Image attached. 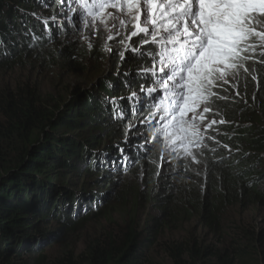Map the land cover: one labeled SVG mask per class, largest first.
<instances>
[{
  "label": "trees",
  "instance_id": "16d2710c",
  "mask_svg": "<svg viewBox=\"0 0 264 264\" xmlns=\"http://www.w3.org/2000/svg\"><path fill=\"white\" fill-rule=\"evenodd\" d=\"M59 4L60 0H0V71L13 61L33 59L20 55L40 56L53 34L66 30L40 13L42 8L52 16ZM56 51L62 62L69 60L68 46ZM253 74L259 76V87L241 70L240 96L231 88L222 92L229 100L219 102L220 115L212 118L226 123L214 126L210 135L215 140L207 147L193 150L199 163L189 157L179 159L165 178H151L145 191L116 207L123 216L119 226L111 217V202L120 200L111 196L115 180L109 179L120 173L114 167L127 164L129 154L110 158V153L121 154V148L111 147L96 154L102 144L97 133L106 132L105 138L117 133L112 125L123 109L122 74L116 81L101 80L96 95L76 88L60 101L35 91L26 80L1 90L0 264H153L144 254L153 240L147 232L169 231L173 226L186 227L188 233L162 242L170 264H264V64H257ZM86 127L91 129L88 140L72 135ZM105 158L114 167L105 164ZM98 167H106V173L101 170L96 178L83 182L87 178L82 179V173L95 176ZM99 202L103 205L97 209ZM144 202L157 215L148 218L149 225L140 221L138 206ZM247 211L253 216L241 217ZM96 220L109 225L85 242L76 257L69 249L34 257L65 231Z\"/></svg>",
  "mask_w": 264,
  "mask_h": 264
},
{
  "label": "snow or ice",
  "instance_id": "6c2138e0",
  "mask_svg": "<svg viewBox=\"0 0 264 264\" xmlns=\"http://www.w3.org/2000/svg\"><path fill=\"white\" fill-rule=\"evenodd\" d=\"M71 11L75 14L69 18L73 23L83 17L88 27L87 17H91L92 24L99 20L106 27L111 21L110 31H115L119 21L121 27L131 24L134 29L126 36L128 41L140 37L139 47L121 40L124 51L120 57L121 61L138 57L145 64L148 59L152 62L151 68L140 72L145 80L141 92H146L148 100L135 91L127 97L136 101L132 105L134 115H140L146 105L155 108L137 121L154 128L150 140L136 124H129L125 134L127 143L136 128V134L145 141L140 146L145 155L151 151L149 144L161 143V160L165 151L175 153L173 158L182 152L195 160L193 150L207 147L206 139L215 140L210 131L218 123H226L208 118L220 115L219 102L229 100L221 93L231 88L236 97L240 96L241 70L259 87V76L253 73L257 64H264V0H79L78 8ZM52 20L55 22L56 17ZM114 39L108 36V40ZM144 45L151 47L145 49ZM106 50L112 51L107 45ZM129 52L132 56L127 55ZM149 78L151 86L146 87ZM120 111L117 118L123 119V109Z\"/></svg>",
  "mask_w": 264,
  "mask_h": 264
},
{
  "label": "rangeland",
  "instance_id": "374dc122",
  "mask_svg": "<svg viewBox=\"0 0 264 264\" xmlns=\"http://www.w3.org/2000/svg\"><path fill=\"white\" fill-rule=\"evenodd\" d=\"M78 5V0H64L63 4L60 3L56 9L55 7L52 9V16L48 12L44 11V9H40V13H43L44 16L56 17L55 21L58 22V26H56L57 28L63 26L66 27V30L54 33L53 39L51 38L48 48L38 54L40 56L36 55L35 57H24V55H20V58L33 59H26L25 61L16 63L13 61L12 66L2 68L0 71V91L8 87L12 89L15 87L16 83L20 84V82L22 83L23 80H26L29 84H34L35 91L42 95L57 98L60 101L65 99L67 100L71 97L76 88L92 91L95 94L97 93L95 90L101 80L116 81L122 74V77L125 79L120 87L124 88L125 92L123 93V97L125 99H119L123 101L122 106L124 118L117 119L113 122L112 128H115L117 131L114 135L115 137L105 138L107 134L104 131L97 133V135L99 134L102 144L98 147L99 153L96 154L97 156L101 155L103 152H106L105 149H108V147H111L113 150H118L120 148L124 149V152H121V154L110 153V158L119 159L121 158L120 156L126 157L129 154V157H127L128 163L118 167H114L112 163L107 160V158L104 159L105 164H108V166L111 164V167H114V171L117 170L120 172L114 175L112 179H109L115 180L112 184L114 186L110 188L111 196H118V199L120 200L116 202L115 200L113 201V198L111 202V217L113 216V222L119 226L121 224V220H123V216H120L121 214L116 212V209H119L116 207L119 206L120 203L126 204L130 202L131 197L137 195L139 191H145L148 187H145V185L148 181L150 182L151 178H165L167 175L172 173L175 169L173 168L175 162L179 159L186 158V156H184L181 152V155L178 158H173L175 153L169 155L165 151V159L161 160V152L163 151L161 143L149 144L148 147L151 148V151L145 155L143 148L140 147L145 143V141L136 134V128L132 129V132L130 133V137L132 136V139L130 138L127 143L125 142L124 133H126L129 124H136L137 128L141 129L149 140L151 139L152 132L154 131V128L151 125L137 124V121L147 117L149 115V111H155V108H149L148 106L144 109L146 111H143L137 116L133 114L132 110V105L136 103V101H129L127 99V97L131 95V92L135 91L143 99L148 100L146 92H141V84H145V80L141 78L140 72L145 67L151 68L152 62L149 59V64H142L140 63L141 60L138 57L121 61L120 52L124 51V45L120 43L121 40L125 43H133L136 47H139L141 43L140 37H133L132 41H128L126 39V36L130 35V32L134 30L132 25L128 24L125 28L120 26L119 21H116V30L110 31L112 28L111 21L108 22L107 27L99 20L92 24L91 17H87L90 22V26L88 27H85L83 17L77 19L76 22L73 23V20L69 19L71 17H75V14L71 11V9L78 8ZM80 11L83 13L82 9ZM84 16H86V13H84ZM124 18L127 19V17ZM116 32H119V35H116ZM109 35L115 36V39L108 40ZM89 44H92L91 48H89ZM106 45L111 47V52L106 50ZM60 46L69 47L70 54L67 57L69 58L68 61L66 60L67 62H62L60 59L62 57L57 54L56 50ZM149 47L151 46L144 45L145 49H148ZM127 55L132 56V53L129 52ZM46 58H50L51 60L48 61ZM41 60L42 62L39 64V61ZM128 63H132L135 67L132 65L128 66ZM125 73H128V75L126 76ZM134 83L137 85L139 83L140 85H138V87H133ZM147 86H151V78H149L146 84V87ZM221 94L223 95V93ZM92 97L97 99L96 96L92 95ZM212 117L213 116L209 115V120L212 119ZM89 125L93 127L94 123ZM78 126L83 128L84 124H80ZM212 131L213 130H211L209 134H211ZM96 132L97 131L94 133L96 134ZM90 134L91 129H87V127L84 129V132L72 133V135L82 140H88L87 138L91 136ZM209 141L210 140L206 139L205 143L207 144ZM127 148H129L130 151H128ZM189 158L192 159V157ZM194 163L197 164L199 162L195 160ZM105 168L106 167H98L94 169L96 172L95 176L93 174L86 177L84 176L85 173H82L81 178H87L83 182L96 178L101 174V170L106 173ZM136 169L138 171H135ZM132 172H134L135 175L131 174V176H129ZM75 179L76 178H74V182H76ZM93 182L95 183H91L96 186H100L99 181ZM104 187L105 185L101 188L104 189ZM94 188L103 194L105 192L99 187ZM121 191H123V194L119 196ZM123 195L126 196L123 197ZM101 205H103V202H99L96 205L97 209H99V206ZM138 207L140 208L139 212L141 224H151L148 218L156 215V213H151L147 202L141 203ZM245 215H249V217H251L253 216V213L247 211L244 214L242 213L241 217ZM231 220V218L228 219V221ZM257 220L259 223H263V219L260 216L257 217ZM108 225L109 224L105 220H96L89 221L82 228L70 230L69 232L65 231L61 237L56 238V242L54 241V243L44 246L39 254L35 253L34 257L42 255L43 253H48V255L51 256L57 255L62 252L63 249L72 250L73 257H76L82 250L85 242L95 236H98ZM54 226L55 228L58 227L56 225ZM173 227L175 229H170L169 231L165 229L158 230L155 228L154 230L147 232L146 236L150 235L149 238H152L153 240L150 243L149 248H146L144 251V254L145 257H147V260L151 261L153 264H170L161 247L164 239H179L187 236L188 229L186 227Z\"/></svg>",
  "mask_w": 264,
  "mask_h": 264
},
{
  "label": "water",
  "instance_id": "95a60500",
  "mask_svg": "<svg viewBox=\"0 0 264 264\" xmlns=\"http://www.w3.org/2000/svg\"><path fill=\"white\" fill-rule=\"evenodd\" d=\"M43 246H45V245H43ZM43 246H42V247H43Z\"/></svg>",
  "mask_w": 264,
  "mask_h": 264
},
{
  "label": "flooded vegetation",
  "instance_id": "af4514ba",
  "mask_svg": "<svg viewBox=\"0 0 264 264\" xmlns=\"http://www.w3.org/2000/svg\"><path fill=\"white\" fill-rule=\"evenodd\" d=\"M52 244V243H51Z\"/></svg>",
  "mask_w": 264,
  "mask_h": 264
}]
</instances>
